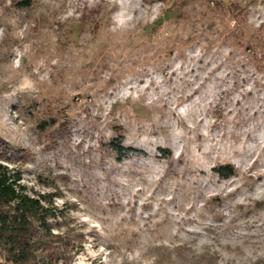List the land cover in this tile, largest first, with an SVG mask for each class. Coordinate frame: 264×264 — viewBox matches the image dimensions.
Listing matches in <instances>:
<instances>
[{"label":"rangeland","instance_id":"374dc122","mask_svg":"<svg viewBox=\"0 0 264 264\" xmlns=\"http://www.w3.org/2000/svg\"><path fill=\"white\" fill-rule=\"evenodd\" d=\"M262 45L264 0H0V162L51 264H264Z\"/></svg>","mask_w":264,"mask_h":264},{"label":"trees","instance_id":"16d2710c","mask_svg":"<svg viewBox=\"0 0 264 264\" xmlns=\"http://www.w3.org/2000/svg\"><path fill=\"white\" fill-rule=\"evenodd\" d=\"M264 61V45L260 53ZM111 147L118 153H138L135 149L124 148L118 141ZM9 144L0 143V154L7 152ZM162 154H169L160 149ZM217 175L229 177L234 173L230 164L213 167ZM44 195H29L20 183V175L13 174L6 164L0 162V264H51L55 260L57 247H43L46 243L61 237L52 231L49 217L53 214ZM44 254L39 250L42 247Z\"/></svg>","mask_w":264,"mask_h":264}]
</instances>
